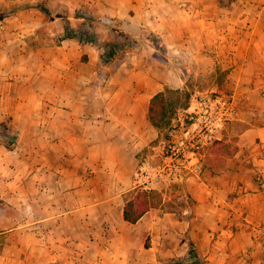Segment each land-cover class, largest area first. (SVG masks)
<instances>
[{
    "label": "crops",
    "instance_id": "0c3cea01",
    "mask_svg": "<svg viewBox=\"0 0 264 264\" xmlns=\"http://www.w3.org/2000/svg\"><path fill=\"white\" fill-rule=\"evenodd\" d=\"M104 1L111 15L156 32L173 66L166 58V64L153 62L151 55L156 59L162 56L161 47L148 43L152 51L133 52L129 60L115 64L110 78L100 80L96 71L101 64H77L81 52L90 59L96 57L94 46L69 39L47 50L49 63L44 78L49 91L41 101L50 104V111L65 110L68 120L64 134L109 136L107 146L121 157L107 158L105 164L97 162L98 167H105L103 175H85L87 168L94 166L91 158L71 162L77 167L72 176L79 184L77 190L64 188L72 183L64 182L67 177L51 175L52 183L37 196L41 209L48 212L40 223L46 233L43 237L48 239L42 241L44 251L36 241L33 264H128L129 259H135L129 256L130 241H145L151 235L152 245H144L148 251L167 241L165 228L170 226L158 212L160 208L151 207L138 222L129 223L123 217V194L137 186L142 166L161 160V146L156 141L162 134L150 122L148 111L155 94L184 85L175 64H200L194 68L207 71L216 67L230 70L248 88V99L238 117L247 127L239 134L233 155L219 161L224 169L211 176L204 165L200 177L179 181L180 198H189L193 204L184 212H201L203 216L202 220L193 216L187 222V243L194 249L210 247L217 233L219 242V232L239 228L238 223L244 222H236L238 200L242 213L264 216V189L242 172L252 163L248 170L260 171L264 177V105L260 109L252 99L258 96V88L264 87V0ZM243 56L250 62L242 60ZM258 138L263 146H252ZM85 140L86 144L80 143L82 152L95 145L90 137ZM67 167L70 176L71 165ZM154 189L167 194L168 184L160 183ZM201 232L204 237H200ZM43 252L47 256L43 257Z\"/></svg>",
    "mask_w": 264,
    "mask_h": 264
},
{
    "label": "rangeland",
    "instance_id": "374dc122",
    "mask_svg": "<svg viewBox=\"0 0 264 264\" xmlns=\"http://www.w3.org/2000/svg\"><path fill=\"white\" fill-rule=\"evenodd\" d=\"M28 1L30 0H0V122L13 128L17 133V142L12 150H9L0 138V198L5 202L0 201V264H33V258H36L33 255V252H36V241L39 250L44 251L42 248L46 244L42 241L47 242L48 238L43 237L46 233L40 223L42 216L48 212L41 209V200L37 196L44 191L48 183H52L53 176L59 174L67 177L64 182L72 180V183L64 185V188L77 190L79 189L77 179L72 178L77 167L71 162H77L85 156L91 158L94 166L87 168L85 175L90 173L103 175L106 172L105 167H98L97 162L105 164L107 158L121 157L116 149L107 146L109 136L97 133L90 136L64 134L67 129L65 110L50 111V104L41 101L42 96L49 91L46 89L47 80L44 78L49 63L47 50L63 44L64 41L61 44L57 43L56 30L61 27L59 19L48 18L35 7H22V4ZM38 1L55 15L67 13L73 7H80L85 12L95 10L103 21L111 23L112 19L118 18L108 12L104 0ZM119 18L131 24L138 37L137 45L130 52L123 54L121 59L129 60L133 52L144 54L152 51L151 45L145 41L148 36L143 26ZM71 40L79 42L76 39ZM161 48L159 51L162 56L158 55L159 59H156L151 55V60L166 64L165 58L169 62L170 54L168 50L164 52L163 47ZM95 54L96 57L90 59L87 53L81 52L77 64L91 63L92 66L101 64L96 71V78L100 80L110 78L115 63L105 65L97 49ZM242 60L250 62L245 56ZM71 61H74L73 57ZM171 65L173 66L172 63ZM174 66L182 75L184 85L171 88L188 91L191 95L190 106L195 105L201 94L206 92L230 96L236 101L234 117L219 125L216 137L205 150L207 173L216 176L224 169L221 166L222 162L219 161L233 155L237 150L239 134L247 127V124L239 121L238 117L248 99V96L246 97L248 88L230 70L216 67L207 71L194 68L201 67L200 64L188 63ZM258 90V96H252V99L255 101L253 105L261 109L264 100H261L259 95L264 97V87H259ZM63 107L67 108L66 105ZM186 112L184 108L180 109L169 126L159 128L162 136L156 143L160 146L165 143L169 128L185 120ZM245 112L250 114L246 109ZM87 137H90L95 145L82 152L80 149L84 146H80V143L86 144ZM252 146H263L262 141L258 138ZM67 165H71L70 176ZM65 167L66 170L61 172ZM252 167L251 163V168L242 170L243 175L254 180L263 179L260 171L248 170ZM160 183L168 184L167 194L154 189V186L157 187ZM150 184L149 189L156 193L153 207L160 208L158 212L165 216L163 220L170 226L165 228L168 229L165 232L169 237L164 244H156V248L149 251L144 245L146 247L152 245L151 235L146 236L145 241H141L140 238L130 241L129 256L134 255L135 259H129L128 264H264L263 215L250 216L246 212L242 213L238 200L237 214L240 215L237 216L236 222L242 221L246 224L238 223L237 226L240 227L236 230L219 232L221 234L219 242L217 233L212 240V246H202L201 249L195 247L193 253L191 251L193 246L186 241L190 228L187 222L193 216L202 220V213L184 212L186 207L193 208V204L189 198H180L179 191L182 189L180 182L154 181ZM139 185L141 184L138 183L137 186ZM130 191L123 194L125 199L132 197ZM34 223L39 227H35ZM200 237H204L202 232ZM171 243L175 245H170ZM43 254V257L47 256L45 252Z\"/></svg>",
    "mask_w": 264,
    "mask_h": 264
},
{
    "label": "trees",
    "instance_id": "16d2710c",
    "mask_svg": "<svg viewBox=\"0 0 264 264\" xmlns=\"http://www.w3.org/2000/svg\"><path fill=\"white\" fill-rule=\"evenodd\" d=\"M22 7H35L40 9L48 18H58L61 27L56 30L58 33L57 43L61 44L65 40L76 39L83 45H92L98 50L105 65L112 62L117 66L120 65L123 62L121 56L130 52L137 45L138 37L131 28V24L120 18L112 19L110 23L103 21L101 15L95 10L85 12L80 7H73L67 13L55 15L38 0H30L22 4ZM143 29L148 36L145 39L147 43L155 48L163 46L157 38L156 32L147 27H143ZM190 99V93L185 90L167 87L158 92L150 101L148 111L150 122L158 129L169 126L180 109H186L190 106ZM0 138L5 146L12 150L17 142V133L13 128L0 122ZM256 181L264 189V182L259 179ZM130 192L132 197L125 199L123 217L129 223H136L154 206L156 193L142 185L135 187ZM0 201L5 203L1 199ZM191 251L194 253L195 249L192 248Z\"/></svg>",
    "mask_w": 264,
    "mask_h": 264
},
{
    "label": "built area",
    "instance_id": "2783aa9c",
    "mask_svg": "<svg viewBox=\"0 0 264 264\" xmlns=\"http://www.w3.org/2000/svg\"><path fill=\"white\" fill-rule=\"evenodd\" d=\"M186 113L185 120L169 128L161 146L160 162L141 167L138 180L143 187L149 189L154 181L179 182L188 177H200L206 147L216 137L219 125L234 117L236 101L230 96L206 92Z\"/></svg>",
    "mask_w": 264,
    "mask_h": 264
}]
</instances>
